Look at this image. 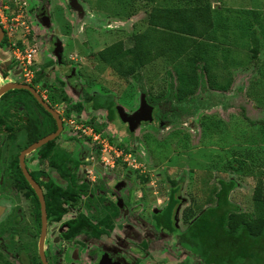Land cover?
<instances>
[{
	"label": "rangeland",
	"instance_id": "1",
	"mask_svg": "<svg viewBox=\"0 0 264 264\" xmlns=\"http://www.w3.org/2000/svg\"><path fill=\"white\" fill-rule=\"evenodd\" d=\"M75 1L76 5L67 9L63 0H11L9 17L13 22L9 31L13 49L33 50L32 66H26L24 61L18 65L17 53L16 58H11L12 65L24 69V79L31 80L42 98L47 93L36 87L38 81L46 88L54 87L51 98L44 100L54 112L64 117L73 112L69 107L79 103L81 111L76 123L83 125L80 129L85 125L99 129L97 142L86 136V130L74 133L68 127L54 140V152L66 154L70 171L77 175L87 171L95 176V166L104 167L115 177L109 180L111 185L130 172L129 190L124 193V186L114 191L123 208L114 210L113 222L102 227L99 238L114 245L119 236H135L140 247L138 264H196L181 253L168 252L174 240L155 227L152 212L165 207L172 183L180 186L175 212L179 232L202 210L215 204L219 180L235 183L227 198L241 213L254 211L252 192L256 186L264 198V0ZM42 7L49 16L46 27L39 25L36 18ZM146 27L207 43L199 55L208 58L205 62L210 80L203 75L201 60L196 63L200 84L183 101H176L167 92L169 84L178 83L176 75L163 58L137 67L126 78L119 77L99 59L98 52L107 47L114 53L124 52L130 47L128 37ZM50 41L56 42L53 51L62 57L60 65L54 62ZM66 75L73 88L65 82ZM74 88L76 91L71 92ZM12 93L32 101L27 100L30 115L37 114L36 107L42 112L27 92ZM84 95L89 98L86 100ZM94 95L112 96L114 106L121 107L127 115L136 110L143 96L152 107V121L140 123L128 132L117 116L89 109ZM21 104L10 106L12 117L18 119L12 124L18 130ZM3 107L0 105V113ZM43 114L51 126H44L33 141L53 130L51 118ZM14 133L4 148L8 161L31 142L30 137ZM38 158V150L25 157L30 169L40 167L36 164ZM72 161L77 163L74 169L68 164ZM48 167L43 164L42 169L53 171ZM60 186H65L63 180ZM89 189L96 198V186ZM19 195L4 199L9 202L8 209L10 202H16L14 211L26 213L27 197ZM107 202L104 195L101 203ZM2 204L6 208V203ZM62 204L66 209L67 204ZM100 206L104 211L105 207ZM76 211L65 210L61 219L73 217ZM52 225L49 240L55 234Z\"/></svg>",
	"mask_w": 264,
	"mask_h": 264
},
{
	"label": "flooded vegetation",
	"instance_id": "2",
	"mask_svg": "<svg viewBox=\"0 0 264 264\" xmlns=\"http://www.w3.org/2000/svg\"><path fill=\"white\" fill-rule=\"evenodd\" d=\"M63 3L66 5L64 6L65 8L70 9V0H63ZM10 5L11 0H0V91L10 84L27 85L40 96L39 91L33 86L31 80L24 79L26 75L23 73L24 69L21 68V66L16 67L17 65H12L11 62L12 56L14 55V58H16L15 53H17L19 58L17 57L16 60L18 59V65H21L22 57L20 58V55L23 51L17 48L13 49L12 37L9 31V25L13 22V19L9 17L11 15ZM36 18L39 19V25L43 24L46 27L49 24V16L44 11L43 7ZM50 43V51L55 55L58 53V51H53L56 42L50 41ZM54 62L56 65H60L62 63V57L60 56V61H57V57L55 56ZM21 78L23 80H21ZM65 82L68 85L70 84L69 75H66ZM70 86L73 88V85L70 84ZM36 87H40L47 93L44 98L40 96L43 101L47 98L49 93H53L54 91V87L49 86L48 89L46 85L41 84L40 81L37 82ZM15 90L27 92L30 98L36 103L32 95L26 90L9 89L0 92V105H4L0 113V204H2V202L6 203V208L2 204V208L4 209L3 215L0 209V264H34V262L35 264H43L41 255L45 264H138L140 247L138 246V241L135 236L129 238L119 236L118 241L113 243L114 245H110L109 240H102L98 236L103 233L102 227H106L107 223L111 224L113 222L111 219L112 216H114V210L123 208V203L114 191L116 189H123L124 186L129 184L131 180L130 172H125L123 175L119 176L118 181H116L114 185H111L109 180L115 177L112 176L111 173L105 172L104 167L95 166V176L89 175L87 171L82 172L81 175H77L74 171H71L74 184L77 186H84V190L78 195L76 204L72 205L71 202L68 204L65 202L67 204L65 205V210L77 209L76 214L73 217L61 219L64 212L58 218V211L60 206L63 208L61 201L64 202V200L59 197L58 190L59 188H65L70 178H67V181L62 179L56 169L51 167L49 161L42 156L36 160V164L40 165V167L37 169H30L25 159L27 155L24 156L23 163L26 172L36 183L43 197L45 220L44 224L42 223L38 199L19 168L18 156L22 150L37 141L36 139L33 141L35 138L34 136H37L39 132L42 133L44 126H51V123L49 120L47 121L46 116L37 107L35 109L37 114L30 115L31 110L27 106V100L30 102L32 101L27 96L12 93ZM70 91L75 92L76 90L74 88ZM20 101H23L22 104ZM15 103H20L22 105L19 108V112L22 113V115H20L21 120L18 121L21 124L19 130L12 124L18 120L12 117V112L10 110V106ZM70 115L74 114L72 113ZM49 117L55 125L52 117L50 115ZM58 118L62 125L61 131L69 129L64 122L67 116L63 117V115L58 114ZM17 131L20 132L25 139L30 137L31 142L20 147L17 153L12 156L11 161H8L9 156L8 158L6 157L7 153L4 148L8 147V144L11 142V135ZM46 135H43V137ZM40 138L42 137H39V139ZM43 164H45L47 169H50L48 167L49 165L53 171L42 169ZM60 180L65 182L64 187L60 186ZM10 185H12L13 188L9 187ZM93 185L96 186L94 191L97 194L96 198L89 193V188L93 187ZM49 186H52V201L47 195L48 189H50ZM103 188L105 190H102ZM127 190H129L128 186L124 189V193H126ZM18 192L20 195L27 197L24 209L26 213L19 214V211H14V208L18 205L16 202L13 204L10 202V208L8 209L9 202L4 199L5 196L11 197L12 194L16 195ZM45 195L48 197H45ZM104 195L108 201L107 204L101 203V199H103ZM122 196L124 197V195ZM82 198L84 203L81 202ZM100 205L105 207L104 211H101L102 207ZM155 213L157 212L153 211L152 215ZM104 219H106V221ZM51 223H54L52 226L55 227V234L54 237L49 240V228L51 227ZM175 227L177 228L176 222ZM160 231L165 232L162 230ZM167 234L174 240V244L170 246L168 251L170 254L178 255L181 253V255H184L187 259H191L196 264H199L196 259L189 257L182 248L176 247L177 245L175 246V235Z\"/></svg>",
	"mask_w": 264,
	"mask_h": 264
},
{
	"label": "trees",
	"instance_id": "3",
	"mask_svg": "<svg viewBox=\"0 0 264 264\" xmlns=\"http://www.w3.org/2000/svg\"><path fill=\"white\" fill-rule=\"evenodd\" d=\"M128 39L130 47L124 52L114 53L111 47H107L97 54L99 59L108 67H112L119 77L126 78L137 67L163 58L176 75L178 82L176 86L169 84L167 87L168 96L176 101H183L200 84L201 74L196 72V63L201 60L203 75L206 81L210 80L208 65L205 62L208 58L203 59V56L199 55L208 47L207 43L155 27H146L141 32L130 35ZM252 39L256 46L255 37ZM50 94L53 93H49L48 98H51ZM84 96L86 100L89 98L87 95ZM61 99L66 100L64 96H61ZM90 100L92 101L90 110H103L110 117L116 116L112 96L94 95ZM38 107L47 114L39 105ZM69 108L73 110L75 117L81 111L79 103ZM69 115L67 112L66 116ZM54 130L53 124L52 131ZM94 130L99 131L97 128ZM38 152L49 161V165L56 169L62 179L67 181V178H70L65 188H59V197L67 204L70 202L72 205L76 204L84 186L74 184L72 172L66 166V154L54 152V140L46 143ZM68 164L73 168L77 166L76 162H68ZM234 185L233 181L219 180L218 190L214 194L215 204L202 210L182 232H179L175 227L174 215L180 201L176 197L180 186L178 183H172L165 207L152 215L155 227L175 235V246L182 248L199 264H264V198L261 197L259 187L256 186L252 192L254 211L241 213L236 206L229 203L227 198ZM49 187L47 194L49 197L46 195L45 197L52 201V186ZM64 211L65 209L60 206L58 218Z\"/></svg>",
	"mask_w": 264,
	"mask_h": 264
},
{
	"label": "water",
	"instance_id": "4",
	"mask_svg": "<svg viewBox=\"0 0 264 264\" xmlns=\"http://www.w3.org/2000/svg\"><path fill=\"white\" fill-rule=\"evenodd\" d=\"M69 5H71V7L75 6L76 1L70 0ZM55 56L57 57V61H60V55L58 53H56ZM9 89H22V90L28 91L32 95V97L35 99L36 103L39 104L42 107V109L46 113H48L55 122L56 128H55L54 132H52V133L38 139L37 141L33 142L27 148L22 150L18 156L19 168H20L24 178L26 179V181L28 182L30 187L33 189L34 194L36 195V197L38 199V203L40 206L41 219H42V223L44 224L45 210H44L43 197H42V194H41L40 190L38 189L36 183L31 179V177L26 172V169H25V166L23 163V159H24V156H26V155L30 154L31 152L39 149L40 147L44 146L46 143L55 140L59 136V134L62 130V125H61V122L58 118V114L55 113L49 107V105L47 103H45L42 100V98L33 89H31L29 86L10 84V85L5 86L3 89H1L0 92H4V91L9 90ZM114 110H115L116 116L119 119V121L121 123L127 125L128 132H132L137 127V125H139L140 123H145V122L148 123V122L152 121V107L146 103L143 96L140 97L137 110L130 115H127L126 113H124L122 108L119 106H115ZM41 261L43 264H45L42 255H41Z\"/></svg>",
	"mask_w": 264,
	"mask_h": 264
},
{
	"label": "built area",
	"instance_id": "5",
	"mask_svg": "<svg viewBox=\"0 0 264 264\" xmlns=\"http://www.w3.org/2000/svg\"><path fill=\"white\" fill-rule=\"evenodd\" d=\"M23 56H22V61L25 62L26 66H32L31 61L33 60V50H24L23 52ZM77 117H74V115H69L67 118H65L64 122L65 124L68 126L69 129H72V131H74V133H78V132H83L84 130L87 131L88 136L91 140L93 141H98L100 133L95 132V130L90 127V126H86L84 128H82V130L80 129L81 127H83V125H77ZM103 162V160H102Z\"/></svg>",
	"mask_w": 264,
	"mask_h": 264
}]
</instances>
